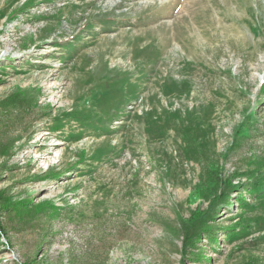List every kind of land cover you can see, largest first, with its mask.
<instances>
[{"label": "rangeland", "instance_id": "rangeland-1", "mask_svg": "<svg viewBox=\"0 0 264 264\" xmlns=\"http://www.w3.org/2000/svg\"><path fill=\"white\" fill-rule=\"evenodd\" d=\"M0 264H264V0H0Z\"/></svg>", "mask_w": 264, "mask_h": 264}]
</instances>
